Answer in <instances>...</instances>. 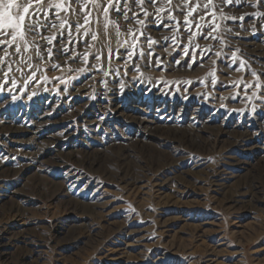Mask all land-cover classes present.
I'll list each match as a JSON object with an SVG mask.
<instances>
[{
  "label": "rangeland",
  "instance_id": "rangeland-1",
  "mask_svg": "<svg viewBox=\"0 0 264 264\" xmlns=\"http://www.w3.org/2000/svg\"><path fill=\"white\" fill-rule=\"evenodd\" d=\"M111 2L0 71V264H264V2Z\"/></svg>",
  "mask_w": 264,
  "mask_h": 264
},
{
  "label": "snow or ice",
  "instance_id": "snow-or-ice-1",
  "mask_svg": "<svg viewBox=\"0 0 264 264\" xmlns=\"http://www.w3.org/2000/svg\"><path fill=\"white\" fill-rule=\"evenodd\" d=\"M149 5L153 4V0H147ZM240 0H219L217 3L216 0H207V2H203V0H177L176 4L173 5V0H166L168 5L167 10L171 11L172 7L179 8L182 12L186 11V15L183 17L184 21L189 25H193L196 22V14L200 13V19L204 20L205 15L203 13H207V15L213 17V21H215L216 10L219 8L221 16L224 19H232V20H244V16H227L224 14L223 5H232L233 3H239ZM258 2H264V0H258ZM80 4V7L83 11V19L85 23L89 22V17L92 16V11L89 10V4H92L97 10L101 11L103 16L106 18V22L104 27L107 28L108 23L115 24V21H109L107 19L109 13L108 9L113 7V3L111 0H108L107 6L98 3V0H84L81 4V0H0V71L3 68H7V73H11L13 71L12 64L10 62V57L13 54H21L20 63H24L27 66V61L23 59V52H27L29 50H34L37 56L40 55V45L36 42V38L39 37L47 42V44H52L53 40H55V35L45 36L42 34L41 29H59L64 28L65 25H68L67 17H59V12H65L72 14L76 13V8L73 7V4ZM134 3H138L142 6L145 4V0H134ZM57 9L56 15L60 19V24L57 26L55 23H51L48 21V16L52 9ZM116 11H120L117 7ZM165 7H161L157 9V12L165 11ZM145 15H147V9L143 8ZM125 19H128L127 15H124ZM171 19L176 20V16H171ZM139 24L143 25L145 21L140 19L137 21ZM76 23L79 24V20H76ZM179 24L180 21L177 20ZM71 27V25H68ZM83 27V25H80ZM119 28V25H116ZM220 25L215 24L212 28V31H217ZM62 34V33H61ZM143 34V33H141ZM135 35V33H133ZM206 35H211V32ZM32 37L29 40V37ZM92 40H97V35H92ZM156 43L154 40H149V47L152 44ZM135 47V45H133ZM11 49V51H9ZM52 49L49 48L48 52L51 54ZM141 56L143 52L141 51ZM219 55V53H217ZM235 58V57H234ZM99 59V57H98ZM27 60H31V56L27 57ZM85 61H87V56H85ZM53 67H57V65H53ZM17 71L23 72V68H17ZM256 77V87H260V77L257 75L255 71L251 73ZM32 78L35 79V74H32ZM47 79V77H45ZM252 87L251 84L248 85Z\"/></svg>",
  "mask_w": 264,
  "mask_h": 264
},
{
  "label": "bare ground",
  "instance_id": "bare-ground-1",
  "mask_svg": "<svg viewBox=\"0 0 264 264\" xmlns=\"http://www.w3.org/2000/svg\"><path fill=\"white\" fill-rule=\"evenodd\" d=\"M7 122V121H6ZM16 174V173H15ZM102 204V203H101ZM102 214V213H101Z\"/></svg>",
  "mask_w": 264,
  "mask_h": 264
}]
</instances>
